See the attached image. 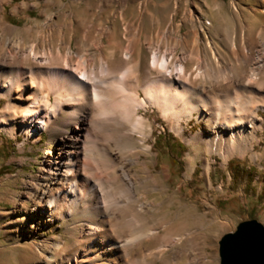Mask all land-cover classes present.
<instances>
[{"label": "bare ground", "instance_id": "6f19581e", "mask_svg": "<svg viewBox=\"0 0 264 264\" xmlns=\"http://www.w3.org/2000/svg\"><path fill=\"white\" fill-rule=\"evenodd\" d=\"M260 3L264 18V0ZM186 19L197 30L192 11L186 12ZM125 33L126 39L118 41L125 46H106L101 40L96 46L87 44V50L76 56L71 45L40 53L34 46L25 49L18 43L0 61V103L9 100L2 123H18V129L30 135L49 130L50 140L59 141L47 153L44 174L29 197L32 208L23 215L27 221L39 219L40 224L71 220L76 249L66 254L68 246L60 237L37 245L38 258L43 264H123L122 259L131 260L133 252L151 239L161 243L134 264H155L184 241L190 251L188 264H216L211 252L205 257L209 263L195 257V233L177 234L189 214L180 211L176 220H167L158 229L144 222L149 213L145 207L153 209L156 204H142L138 188L150 180L160 195L170 191L160 187L149 164H143L144 180L131 175V167L151 151L145 146L150 133L141 111L159 109L181 136L194 120L204 126L187 140L190 172L203 161L209 175L214 155L221 158L222 165L246 152L253 160L262 159L264 154L256 153V146L264 129L259 116L264 111V27L240 47L232 40L238 65L222 66L216 60L214 69L203 67L196 53L184 52L179 59L180 39L169 32L152 36L147 40L152 56L143 83L141 62L134 58L143 41L140 28L131 25ZM113 47L120 48V60ZM116 62H122L121 68ZM188 62L196 64L195 80ZM42 63L49 67L44 79ZM41 94L44 97L39 99ZM20 109L23 116L19 120ZM174 195L179 207L197 215L195 203L182 205L178 193ZM25 226H20L22 234ZM207 247L214 250L213 243ZM57 252H61L60 258Z\"/></svg>", "mask_w": 264, "mask_h": 264}, {"label": "rangeland", "instance_id": "374dc122", "mask_svg": "<svg viewBox=\"0 0 264 264\" xmlns=\"http://www.w3.org/2000/svg\"><path fill=\"white\" fill-rule=\"evenodd\" d=\"M260 2L261 0H1L0 61L3 60V54L18 43H23L25 49L34 46L40 53L56 52L71 45L76 56L87 50V44L96 46L101 40L106 46L110 43L119 44L120 39H126V30L134 25L140 28L143 38L134 57L141 62V83L147 79L152 56L147 40L152 36H162L163 32H169L171 37L180 39L176 50L179 59L184 52L191 56L196 53L203 67L210 65L212 69L216 68V60L222 66L238 65L239 54L233 52L232 40L240 47L247 40L256 38L263 29L264 18ZM188 11L194 13L197 30L187 22ZM9 18H14L16 22ZM119 45L125 46V43ZM113 50L120 60V48L113 47ZM115 64L119 68L123 65L122 62ZM41 65V79H44L43 74L49 67L46 63ZM194 65L196 64L192 62L187 64V68L194 74L193 80L196 76ZM43 97L44 95H39V99ZM8 103V99H2L0 103V264H43L38 258L37 245L53 243L61 237L68 246L66 254L76 249V238L71 233V220L40 224L39 219L27 221L23 215L25 210L32 208L29 197L44 174L47 153L54 150L59 141L50 140L49 130L30 135L21 132L17 127L18 123L3 124L4 108ZM51 103L53 106L54 100ZM141 114H145L148 122L147 131L150 135L145 146L151 151L150 155L142 156L139 165L131 167V175L144 180L146 170L143 164H149L152 174L159 177L160 187L170 191L160 195L152 189L153 182L150 180H145L143 186L138 188L142 204H156L153 209L145 207L149 213L144 222L148 227L157 228L167 220H176L180 211L182 215L189 214L185 228L180 227L177 234L181 232L186 236L195 233L197 237L194 248H198L194 252L195 257L205 260L211 252L216 264H220L219 242L224 235L235 232L237 226L244 221L256 219L264 225V157L253 160L251 154L246 152L230 158L222 165L221 158L214 155L209 175L205 173L203 161L197 162L190 172L187 158L190 147L187 140L204 126L198 125L194 120L185 127V134L181 136L159 109L148 107ZM18 116L19 120L22 119L21 109ZM259 116L264 121V111H260ZM160 134L172 135L183 143L185 151L179 160L182 172L178 179L170 171L166 158H158L155 137ZM259 139L256 153L264 154V129L259 133ZM231 161L240 165L231 164ZM175 193L180 196L182 205L195 203L197 215L193 216L194 213L187 208L179 207ZM220 203H225L227 208L221 207ZM126 215L129 218L131 213ZM17 220L21 222L14 223ZM23 224L26 225L25 234H22L23 228L20 227ZM78 234L84 242L83 233ZM158 243L161 240L145 241L133 252L134 257L129 260L131 262L122 259L121 263L134 264ZM211 243L214 245L213 251L207 247ZM169 250L155 264H188L190 251L188 252L186 241ZM56 255L59 258L62 256L61 252ZM205 261L207 262V258Z\"/></svg>", "mask_w": 264, "mask_h": 264}, {"label": "water", "instance_id": "95a60500", "mask_svg": "<svg viewBox=\"0 0 264 264\" xmlns=\"http://www.w3.org/2000/svg\"><path fill=\"white\" fill-rule=\"evenodd\" d=\"M220 264H264V225L252 219L219 242Z\"/></svg>", "mask_w": 264, "mask_h": 264}, {"label": "trees", "instance_id": "16d2710c", "mask_svg": "<svg viewBox=\"0 0 264 264\" xmlns=\"http://www.w3.org/2000/svg\"><path fill=\"white\" fill-rule=\"evenodd\" d=\"M9 20L16 22L14 18H9ZM155 147L158 150V158H166V161L170 167V171L173 172L175 178L178 179L181 176L182 172L179 160L182 158L185 151L183 149V143L174 138L172 135L160 134L155 137ZM231 164H237V166L240 165V163L235 164L234 161H231ZM227 201L229 202V200ZM220 206L223 208H227V205L225 203L224 205L220 203Z\"/></svg>", "mask_w": 264, "mask_h": 264}]
</instances>
